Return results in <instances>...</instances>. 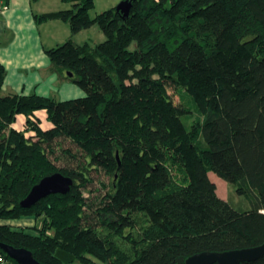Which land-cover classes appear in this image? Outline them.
Segmentation results:
<instances>
[{
	"label": "trees",
	"instance_id": "16d2710c",
	"mask_svg": "<svg viewBox=\"0 0 264 264\" xmlns=\"http://www.w3.org/2000/svg\"><path fill=\"white\" fill-rule=\"evenodd\" d=\"M65 1L70 9L37 21L59 18L71 34L97 25L105 39L45 50L83 97L3 94L0 62V220L41 221L31 230L0 224V242L42 264H185L195 253L263 244L264 0H134L127 16L114 6L93 17L94 0ZM167 85L202 114L191 130ZM210 171L240 194L253 190L256 202L234 208ZM54 172L73 179L70 191L22 207ZM100 172L111 185L93 202L85 190ZM0 264L18 263L0 247ZM240 264H264V254Z\"/></svg>",
	"mask_w": 264,
	"mask_h": 264
},
{
	"label": "crops",
	"instance_id": "0c3cea01",
	"mask_svg": "<svg viewBox=\"0 0 264 264\" xmlns=\"http://www.w3.org/2000/svg\"><path fill=\"white\" fill-rule=\"evenodd\" d=\"M6 1L7 10L0 12V62L6 69L2 93L38 94L56 100L83 97L85 92L79 86L51 70L45 50L68 39L76 43H96V40L88 37L92 30H97L93 28L94 25L71 34L68 23L59 18L37 21L36 15L70 9L73 3L65 0ZM118 1L94 0L89 14L93 17L116 6ZM98 4L100 8H97ZM97 34L99 39L101 35ZM35 114L38 117L40 114V118L44 119L41 124H48L44 110H38Z\"/></svg>",
	"mask_w": 264,
	"mask_h": 264
},
{
	"label": "rangeland",
	"instance_id": "374dc122",
	"mask_svg": "<svg viewBox=\"0 0 264 264\" xmlns=\"http://www.w3.org/2000/svg\"><path fill=\"white\" fill-rule=\"evenodd\" d=\"M121 1V0H120ZM119 2V1H118ZM118 4V3H117ZM116 4V5H117ZM97 8H100L99 4L97 5ZM94 29H97L96 31L92 30L91 33H89L88 37L93 38L96 40V42L103 41L105 39V36L103 32L99 29L97 25L93 26ZM100 38L98 39V34ZM88 40V39H87ZM167 92L171 96L172 100L179 105H183L187 108V113L183 114L181 119L184 122L187 129L191 130L192 126L195 123H198L202 120V114L196 109V106L194 102L192 101V98L183 90V88L175 85H167ZM39 116L42 118V116L39 114ZM24 116L22 114L17 115L16 121H15V127L21 128L23 124ZM44 119H41V122H43ZM41 126L43 128H49L51 126V123L46 122L42 123ZM201 140V139H200ZM204 146V145H202ZM58 165H63L61 162H56ZM172 174L177 179V181H181L182 174L179 171V169L175 166L172 167ZM210 177L213 182H215L217 187V193L220 197H224L229 203L236 209L239 210H246L251 208L252 204L256 202V195L253 190H248L244 194L238 193L237 185L228 183L227 181L223 180L222 178L218 177L214 172H209ZM111 185V179L109 176L104 174L103 172L99 174L98 178L96 177L94 179V183L90 185L85 190V195L88 197H91L94 201H98L100 197L105 193L106 190L110 188ZM140 222L137 224V226L134 229H130L129 231L132 234H137L140 231V226L144 224V217L142 215L136 216ZM41 223L40 218L34 219V218H21V219H15V220H0V224H8L12 226L13 228H20L25 227L29 228L31 230L34 226H39ZM127 230L125 231V233ZM117 243L123 247L128 246L126 243L125 238H116Z\"/></svg>",
	"mask_w": 264,
	"mask_h": 264
},
{
	"label": "water",
	"instance_id": "95a60500",
	"mask_svg": "<svg viewBox=\"0 0 264 264\" xmlns=\"http://www.w3.org/2000/svg\"><path fill=\"white\" fill-rule=\"evenodd\" d=\"M134 0H121L115 6L123 16L129 14ZM70 74V73H68ZM73 185V179L61 172L46 175L33 185L28 194L20 201L22 207H30L50 194H67ZM1 249L18 264H42L25 247H16L0 242ZM264 254V243L255 247L234 249L223 252L203 251L186 258L185 264H240L251 261Z\"/></svg>",
	"mask_w": 264,
	"mask_h": 264
},
{
	"label": "built area",
	"instance_id": "2783aa9c",
	"mask_svg": "<svg viewBox=\"0 0 264 264\" xmlns=\"http://www.w3.org/2000/svg\"><path fill=\"white\" fill-rule=\"evenodd\" d=\"M8 8L6 0H0V12H5Z\"/></svg>",
	"mask_w": 264,
	"mask_h": 264
}]
</instances>
